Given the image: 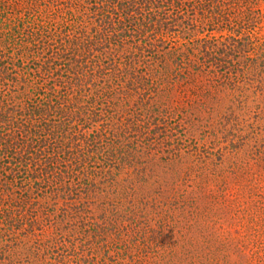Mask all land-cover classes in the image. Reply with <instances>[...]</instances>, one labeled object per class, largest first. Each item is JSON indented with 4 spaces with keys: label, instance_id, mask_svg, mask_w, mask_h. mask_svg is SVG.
Listing matches in <instances>:
<instances>
[{
    "label": "trees",
    "instance_id": "trees-1",
    "mask_svg": "<svg viewBox=\"0 0 264 264\" xmlns=\"http://www.w3.org/2000/svg\"><path fill=\"white\" fill-rule=\"evenodd\" d=\"M222 4L256 0H0V264L140 260L121 232L176 185L165 106L264 76L256 12Z\"/></svg>",
    "mask_w": 264,
    "mask_h": 264
},
{
    "label": "rangeland",
    "instance_id": "rangeland-1",
    "mask_svg": "<svg viewBox=\"0 0 264 264\" xmlns=\"http://www.w3.org/2000/svg\"><path fill=\"white\" fill-rule=\"evenodd\" d=\"M240 5L222 4V12L231 19L238 14L236 22L241 14L256 12L249 31L258 40L253 45L256 55L250 56L257 57L264 50V0L249 4L245 13ZM210 34L233 35L226 27ZM261 77L259 83L224 88L196 101L175 97L176 102L165 106L169 117L161 116V123L171 127L166 142L177 145L180 160L168 170L177 172L174 178L164 180L176 185L172 195L163 193L159 202L136 216L141 221L134 227L137 234L132 226L121 232L123 236L127 231L130 252L140 256L136 264H264ZM124 218L119 221L126 224Z\"/></svg>",
    "mask_w": 264,
    "mask_h": 264
}]
</instances>
